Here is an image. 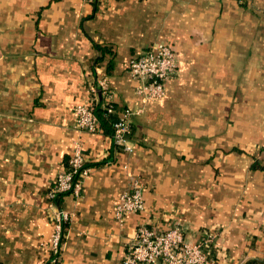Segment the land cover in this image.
<instances>
[{"label":"crops","instance_id":"0c3cea01","mask_svg":"<svg viewBox=\"0 0 264 264\" xmlns=\"http://www.w3.org/2000/svg\"><path fill=\"white\" fill-rule=\"evenodd\" d=\"M156 40L179 70L151 101L127 65ZM102 77L116 113L135 111L132 151L76 127ZM77 138L81 194L52 197ZM130 173L146 208L121 223ZM141 223L216 231L226 264L264 259V0H0V264H121Z\"/></svg>","mask_w":264,"mask_h":264},{"label":"built area","instance_id":"2783aa9c","mask_svg":"<svg viewBox=\"0 0 264 264\" xmlns=\"http://www.w3.org/2000/svg\"><path fill=\"white\" fill-rule=\"evenodd\" d=\"M127 70L139 81L137 92L146 100H160L166 94V83L178 74V60L175 50L163 40H156L146 52L130 59ZM102 93L106 95L104 106L108 112H114L111 103L112 93L106 77L98 81ZM94 91L96 89L94 88ZM89 99L76 106V127L79 130L98 131L100 120L96 113V100ZM135 111L124 108L114 124L115 142L127 151L133 150L128 137L132 132V117ZM127 166V165H126ZM90 172L86 165V156L82 141L74 140L73 153L69 159V167L57 174L55 184L49 190L52 197L59 192H71L79 196L83 187V178ZM146 208L143 185L139 177L130 173V184L115 206V216L123 223L126 215ZM68 218L66 212L58 215L53 241L56 250L60 247L62 222ZM216 231H209L200 241H190L185 237L182 225L175 223L164 231L141 223L131 240L121 264H226L217 257L214 251Z\"/></svg>","mask_w":264,"mask_h":264},{"label":"trees","instance_id":"16d2710c","mask_svg":"<svg viewBox=\"0 0 264 264\" xmlns=\"http://www.w3.org/2000/svg\"><path fill=\"white\" fill-rule=\"evenodd\" d=\"M99 46V48H102L103 49V47L102 46H100V45H98ZM106 49V48H105ZM107 50V49H106ZM105 50V51H106ZM111 103L114 105V107H115V111L114 112H108L107 111V108L104 106V105H102V106H98V105H96V108H95V110H96V113H97V115H98V117H99V120H100V126L101 127H106L107 128V130H111V128L113 129V134H114V124H115V122L117 121V119H118V117H119V113H116V105H115V102L114 101H111ZM132 132H133V125H132ZM131 132V133H132ZM130 133V134H131ZM86 165L87 166H89L87 163H86ZM259 165H261L260 163H258V161L256 160L254 163H253V166L255 167V166H259ZM263 166V165H262ZM66 167H69V161H68V164H67V166ZM63 193H65V192H59V193H57L56 195H58V194H63ZM63 223V222H62ZM62 227H63V224H62ZM258 262H260L261 264H264V259L263 260H261V261H258Z\"/></svg>","mask_w":264,"mask_h":264},{"label":"rangeland","instance_id":"374dc122","mask_svg":"<svg viewBox=\"0 0 264 264\" xmlns=\"http://www.w3.org/2000/svg\"><path fill=\"white\" fill-rule=\"evenodd\" d=\"M54 237V236H53Z\"/></svg>","mask_w":264,"mask_h":264}]
</instances>
